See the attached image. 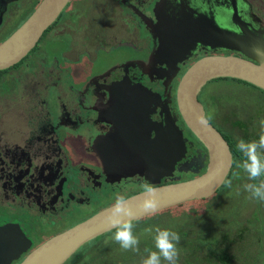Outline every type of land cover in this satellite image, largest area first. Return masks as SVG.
Wrapping results in <instances>:
<instances>
[{
	"label": "flooded vegetation",
	"instance_id": "flooded-vegetation-1",
	"mask_svg": "<svg viewBox=\"0 0 264 264\" xmlns=\"http://www.w3.org/2000/svg\"><path fill=\"white\" fill-rule=\"evenodd\" d=\"M41 2L36 0L32 5V0H0V43ZM77 2L78 10L73 11ZM124 3L130 7V14L143 20L134 23L130 16L118 17L120 9L118 15L98 14L94 20L91 11L96 6L95 0H69L28 54L0 70V205L11 211L0 226H19L32 242L29 250L11 264H20L49 238L114 204L117 195L127 198L144 191L145 185L154 187L187 180L208 171L211 150L181 116L177 86L184 72L199 58L236 52L212 49L198 42L192 49L193 55L183 59L194 39H184L192 29L191 19L184 14L190 13L194 18L210 16L222 27L235 28L232 14L236 10L239 18L251 21L256 28H264V0H126ZM20 13L23 15L14 21ZM112 17L118 27L129 26V40L136 49L133 57L146 59L147 73H143L139 62L114 57L111 43L101 36L110 34V30L100 23L106 19L110 24ZM84 33L90 40L89 46L77 45L79 35ZM125 45L124 40L118 44L119 48ZM115 58L124 63L112 70L111 61ZM205 87L200 100L206 93ZM100 97H103L101 104ZM201 101L207 118L228 141L232 152L231 168L212 196H222L233 215H247L243 222L226 226L230 234L234 233L232 229L236 231L230 245L243 241L242 255L237 256L239 264L264 263V260L252 261L246 253L249 246L256 251L253 257H257L258 248L264 247V201L250 198V193L244 190V185L253 181L237 167L240 155L236 149L238 138L258 139L259 128L248 130L245 116L261 120L264 112L261 109L254 112L247 101L235 115L225 114L220 118L215 112L211 117L209 99ZM13 116L21 121L20 126L5 125ZM145 130L152 131L146 139L147 145H165V160L170 162L178 155L176 149L182 150L181 157L169 164L170 168L174 163L173 173L164 175L159 183L139 172L125 174L135 172L133 167L141 163L139 149L145 141L142 139ZM179 138L184 142L182 147ZM159 157L161 154L156 150L154 160L158 162ZM78 182L79 188L72 186ZM81 207L90 210L70 221L82 211ZM28 214L31 221L54 226L51 232L40 235L39 239L31 236L27 231L32 224L26 218ZM223 233L224 225L217 240L220 248L225 246ZM242 233L245 238L240 240ZM198 253L191 259L192 264L209 263Z\"/></svg>",
	"mask_w": 264,
	"mask_h": 264
},
{
	"label": "water",
	"instance_id": "water-1",
	"mask_svg": "<svg viewBox=\"0 0 264 264\" xmlns=\"http://www.w3.org/2000/svg\"><path fill=\"white\" fill-rule=\"evenodd\" d=\"M68 1L42 0L29 18L0 43V70L18 63L28 54ZM184 15L192 21V29L187 31L188 36L184 39H194L186 48L183 59L193 55L192 49L198 42L212 49L224 48L236 52L208 54L199 58L184 72L177 86L180 114L196 137L211 150V162L208 171L199 176L152 187L157 201L154 209L142 206L145 190L125 198L128 213L121 215L122 220L132 222L188 201L210 197L224 182L232 165V152L228 141L207 118L205 105L199 99L210 80L235 78L264 90V28H256L251 21L239 18L236 10L232 14L235 28L222 27L210 16L196 19L190 13ZM151 132L145 130L143 134L142 139L145 141L139 149L141 163L133 167L135 172L125 174L139 172L154 183H159L164 175L173 173L174 163L170 168L169 164L171 160L181 157L182 150L176 149L178 155L173 156L170 162L165 160L164 144L147 145L146 139ZM179 142L182 147L184 142L180 138ZM156 150L161 154L159 163L154 160ZM114 204L49 238L35 247L20 264H64L83 245L115 229L109 220ZM31 244L19 226H0V264H11L13 260L19 259Z\"/></svg>",
	"mask_w": 264,
	"mask_h": 264
},
{
	"label": "rangeland",
	"instance_id": "rangeland-1",
	"mask_svg": "<svg viewBox=\"0 0 264 264\" xmlns=\"http://www.w3.org/2000/svg\"><path fill=\"white\" fill-rule=\"evenodd\" d=\"M124 1L126 0H95L96 6L92 9L91 15H93V19L95 20L96 15L98 14H100L101 16L110 15L114 13L117 14L116 12H118L120 9L119 15L117 14L118 17L125 15L130 16V18L133 19L134 23H139L141 20H143V18H138L137 16H135V14H130V7L126 6ZM35 2L36 0H32V5ZM78 4L79 2H77L76 5L73 7V11L78 10L76 8ZM136 14L140 15L137 12ZM19 15L23 14H16L14 21H17L19 19L17 18V16ZM141 16L143 15L141 14ZM100 23L106 25L107 28L110 30L111 35L108 33H102L101 36L105 39V41H109V43H111L112 47L114 48V57L122 56L125 58H129V61H134L136 63L139 62V67L142 69L143 73H147V70L144 67V60L146 59H138L133 57L136 54V49L134 45H132V42L129 40L131 35V33H129V26L126 29L118 27L119 24L114 20L113 17L111 19L110 24L106 23V19L101 20ZM126 33H128L127 36H124ZM123 40L127 41V45L119 48L118 44L120 43V41ZM89 41L87 40V35L85 33L80 34L77 39V45L89 46ZM119 51H122L123 54H120ZM111 62L113 65L111 66L112 70L121 67L122 65L120 64L124 63L116 61V58L114 62ZM116 62L117 64H115ZM98 89H100L99 86ZM205 90L206 93L201 95V100L204 101L209 99L211 103V110L209 111V114L211 117H214L213 114H215V112L217 114L219 113L220 118H223L225 114L231 116L235 115L237 114V111H241V106L247 101L252 104L254 112L259 111V109L264 112V92L259 88H255L249 83L239 81L238 79L234 78H216L208 82L204 91ZM248 97H250L251 101L248 99ZM100 98L101 101L99 103L101 104L103 101V97ZM245 120V124L248 130H255L259 128L260 119L251 117V115H247L245 116ZM10 123L14 127L18 126L19 123L21 124V121L17 120L15 117L14 119H11V122L5 121V125H8ZM79 184L80 183L78 182L72 184V186L74 185L76 188H79ZM205 199H207V201L202 206L196 203L199 200L196 202L188 201L184 204L185 206L176 205L162 210V212L159 211L160 214H166V216L163 217V224L159 227L165 228L166 226L174 224L176 232L180 235V241L177 244V247L179 249V259L177 261V264H192L191 260L184 259L186 252H195V249H198L199 252L202 250L203 252L201 253V255H204V252H210L213 248L212 245L217 240L218 234L221 233V228L223 227V225L232 226L234 223L243 222L245 217L247 216L245 213L243 214L244 216L242 214L240 216H238L237 214L233 215L232 208L228 204H225L223 202L222 196H211V198L208 197ZM81 208L82 211L77 214L74 218H70V221H75L79 216H82L90 210L86 207ZM195 208H198L199 210L195 217L205 219L204 222L206 223L205 225L200 226L199 228L192 224V222L194 221L197 222V219H192L193 221L188 220L187 222H185V219H187L186 217L188 216V214L190 217L193 216L192 212ZM9 214H11L10 209L2 207L0 205V222L5 219H8L7 216H9ZM26 216V218L31 221L30 215L28 214ZM69 217L70 215L67 216L66 219H69ZM156 218L160 219V216ZM168 219L170 225L167 223ZM162 221L163 220H161V222L159 223H162ZM178 221L182 222L179 224ZM31 222L32 224L30 227H27V231L30 233L31 236L37 237V239H39L42 234L48 231L51 232V229H53L54 227L48 225L45 226L44 224H41L38 221ZM184 222L187 225H185ZM201 223L203 224V221H201ZM61 224L63 223H61L60 221V228L64 226ZM148 227L152 226L147 225L146 227L139 228L138 230L133 229L134 235H136L140 239V241L146 240V237L148 235L144 234V229ZM232 231L234 233L236 232L234 229H232ZM113 236L114 233H111L110 235L101 238V240L98 239L101 242H99L94 249H92L91 245L93 243H96V239L100 236L89 241L88 243L83 245L74 254V256L70 257L64 264H139V261L141 259L139 256L142 254V249L139 252L131 250L126 251L122 249L120 245L113 239ZM242 245L243 241L236 242L232 245V248L235 250L236 254L240 256L242 255V252L240 250L244 249ZM255 252L251 247L247 246L246 253L248 254V257L252 259V261L254 259L258 260L259 262L261 260H264V247L258 248L257 257H253L255 255ZM198 254L200 255V253ZM73 260H75V262H72ZM163 264H166V262H164ZM260 264L264 263L260 262Z\"/></svg>",
	"mask_w": 264,
	"mask_h": 264
},
{
	"label": "clouds",
	"instance_id": "clouds-1",
	"mask_svg": "<svg viewBox=\"0 0 264 264\" xmlns=\"http://www.w3.org/2000/svg\"><path fill=\"white\" fill-rule=\"evenodd\" d=\"M203 120V117L201 118ZM240 160L237 167L247 173L252 183H246L244 190L250 193V198L264 201V118L259 121L258 139L245 140L238 138L236 143ZM229 187L231 181H228ZM155 190L145 185L142 206L146 209L156 207ZM128 213V204L123 196L117 195L115 204L110 210L109 220L115 227L113 239L126 251L139 252L140 239L134 235V225L130 221L122 220L121 215ZM144 234L150 235L154 248L145 247L139 264H177L179 249L177 244L180 235L171 229L159 226L144 229Z\"/></svg>",
	"mask_w": 264,
	"mask_h": 264
},
{
	"label": "trees",
	"instance_id": "trees-1",
	"mask_svg": "<svg viewBox=\"0 0 264 264\" xmlns=\"http://www.w3.org/2000/svg\"><path fill=\"white\" fill-rule=\"evenodd\" d=\"M196 201H198V200H194V201H190V202H196ZM206 201H207V199H203V200H199L196 203H198L200 206H202ZM185 203L179 204L177 206H185L184 205ZM198 211H199L198 208L193 209V212H192L193 213V216L190 217L189 214H188V216L186 217L187 219H185V222H187L188 220L197 219L198 220L197 222L196 221L192 222V224L194 226H196L197 228H199L200 226L205 225L206 224L204 222L205 219H200V218L195 217V215L198 213ZM158 216H160V219L156 218ZM164 216H166V214H160L159 212L158 213L156 212V213H153V214H151L149 216L142 217L139 220L132 221L131 223L134 225V229H136V230H138L139 228L146 227L147 225L148 226H152V227L153 226H161L163 224V222H164V218H163ZM161 220H163L162 223H159V222H161ZM201 221H203V224L201 223ZM181 222L178 221L179 224ZM167 223L169 224V219H168V222ZM185 225H187V224L185 223ZM165 228H168V229H171L173 231H176V228L174 227V224H172L170 226H166ZM188 229H189V227H188ZM115 230L116 229L112 230L111 232L106 233L105 236H108L111 233H115ZM224 231H225V233H223V234H225V235L223 237L225 238V246L220 248L219 245H217V240L219 239V234H218L217 240L212 245L213 248L211 249V251L210 252L207 251L206 253L204 252V256H205V258L208 259V262H209V263H206V264H239L237 262V256H238V254H236L235 250L230 245L231 243H233L232 240H230V239L231 238H234L235 234L234 233L233 234H230V231H228V229H226V225H224ZM243 233H245V232H243ZM243 233H242V235L240 237V240H243L245 238V234L243 235ZM105 236H100L99 238H97L96 239L97 240L96 243H93L91 245L92 249H94L95 246L99 242H101L100 241L101 238H103ZM98 239H100V240H98ZM145 247L154 248V244H153V241H152V238H151L150 235H148L146 237V240H141L140 241L139 249L140 250L142 249V254L139 256L140 258L143 255H145V253H144V248ZM194 251L195 252H199L198 249H195ZM195 252H186L185 258L184 257L183 258L184 259L191 260L193 257H195V255H196ZM202 252L203 251H200L199 253L201 254ZM199 257H200V255H199ZM72 262H75V260H73ZM250 264H257V262L254 261L253 263H250Z\"/></svg>",
	"mask_w": 264,
	"mask_h": 264
}]
</instances>
